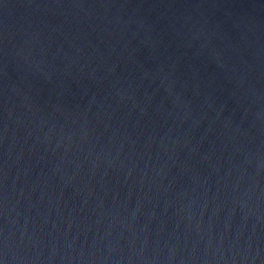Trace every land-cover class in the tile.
I'll return each mask as SVG.
<instances>
[{
  "label": "water",
  "instance_id": "1",
  "mask_svg": "<svg viewBox=\"0 0 264 264\" xmlns=\"http://www.w3.org/2000/svg\"><path fill=\"white\" fill-rule=\"evenodd\" d=\"M3 264H264V0H0Z\"/></svg>",
  "mask_w": 264,
  "mask_h": 264
},
{
  "label": "snow or ice",
  "instance_id": "2",
  "mask_svg": "<svg viewBox=\"0 0 264 264\" xmlns=\"http://www.w3.org/2000/svg\"><path fill=\"white\" fill-rule=\"evenodd\" d=\"M0 264H3V261L2 260H0Z\"/></svg>",
  "mask_w": 264,
  "mask_h": 264
}]
</instances>
